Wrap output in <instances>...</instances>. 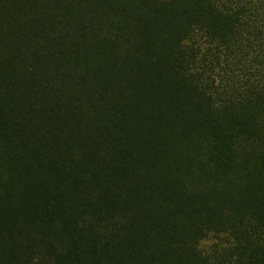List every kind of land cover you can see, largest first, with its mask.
I'll use <instances>...</instances> for the list:
<instances>
[{"label":"trees","instance_id":"1","mask_svg":"<svg viewBox=\"0 0 264 264\" xmlns=\"http://www.w3.org/2000/svg\"><path fill=\"white\" fill-rule=\"evenodd\" d=\"M0 264H264V0H0Z\"/></svg>","mask_w":264,"mask_h":264}]
</instances>
